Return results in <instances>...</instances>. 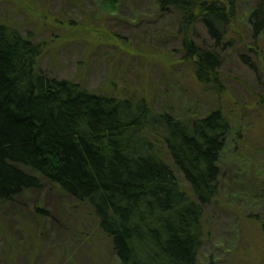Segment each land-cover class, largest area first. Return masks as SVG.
Wrapping results in <instances>:
<instances>
[{"label":"trees","instance_id":"obj_1","mask_svg":"<svg viewBox=\"0 0 264 264\" xmlns=\"http://www.w3.org/2000/svg\"><path fill=\"white\" fill-rule=\"evenodd\" d=\"M156 3L178 18L180 58L195 83L220 93L236 0ZM247 21L254 36L264 31V0ZM197 23L210 47L194 38ZM41 50L29 34L0 22V202L49 182L91 208L121 264H196L204 207L219 194V155L231 130L225 112L217 106L174 116L144 98L89 90L38 69Z\"/></svg>","mask_w":264,"mask_h":264},{"label":"rangeland","instance_id":"obj_2","mask_svg":"<svg viewBox=\"0 0 264 264\" xmlns=\"http://www.w3.org/2000/svg\"><path fill=\"white\" fill-rule=\"evenodd\" d=\"M236 2L218 95L195 83L180 58L178 18L156 0H0V22L41 44L38 69L50 76L144 98L174 116L225 112L231 130L219 155V194L204 207L196 264H264V31L254 36L247 21L256 0ZM194 38L211 46L201 23ZM92 213L49 182L0 202V264H121Z\"/></svg>","mask_w":264,"mask_h":264}]
</instances>
